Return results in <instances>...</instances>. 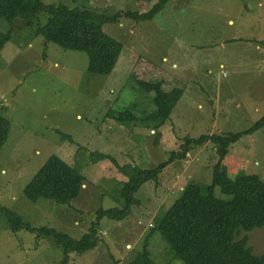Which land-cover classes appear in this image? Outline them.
<instances>
[{
	"label": "rangeland",
	"instance_id": "374dc122",
	"mask_svg": "<svg viewBox=\"0 0 264 264\" xmlns=\"http://www.w3.org/2000/svg\"><path fill=\"white\" fill-rule=\"evenodd\" d=\"M112 16L119 11H147L156 0H40ZM47 17L40 16L44 24ZM8 23L0 19V32ZM102 31L122 49L107 75L87 72L84 52L45 42L21 19L13 22L0 51V114L9 132L0 149V205L35 228L49 227L79 238L94 223L97 245L63 264H128L142 249L153 219L176 200L185 186L211 183L217 154L211 143L191 151L184 161L167 165L154 192L145 183L135 194L139 205L122 221L96 211L121 208V188L132 175L127 164L150 168L167 160L184 138L241 132L264 117V0H170L151 21L119 17ZM162 81L182 96L164 124L118 123L112 117L131 111L141 118L154 109L152 94L136 80ZM3 98V99H1ZM71 137V144L67 138ZM109 159L92 161L91 153ZM51 155L84 177L71 206L51 200L31 202L23 188ZM228 178L255 174L264 181V125L243 135L222 160ZM215 195L223 197L215 188ZM246 235L254 255L264 252V226ZM237 238V239H238ZM148 249L156 264L172 259L158 234ZM61 248L51 238L25 230L12 232L0 217V264H62Z\"/></svg>",
	"mask_w": 264,
	"mask_h": 264
},
{
	"label": "trees",
	"instance_id": "16d2710c",
	"mask_svg": "<svg viewBox=\"0 0 264 264\" xmlns=\"http://www.w3.org/2000/svg\"><path fill=\"white\" fill-rule=\"evenodd\" d=\"M169 1L156 0L142 13L126 10L106 16L70 8L62 3L51 5L40 0H0V19L9 25L7 33L0 32V51L10 39L13 22L21 19L25 26L32 28L34 34L41 36L45 42L53 43L64 50L84 52L88 58L89 74L107 75L114 68L122 45L105 34L102 25L114 23L119 17L135 22L151 21ZM41 15L47 17L44 24L40 23ZM151 79L136 80V85L143 93L152 94L154 109L143 114L141 118L133 115L131 111H120L112 117L116 122L150 120L161 125L167 121L183 90L173 88L167 91L162 81ZM263 125L264 117L241 132L186 137L180 141L177 150L170 152L167 160L153 167L140 168L129 164L120 167L132 169L131 177L124 182L120 192L123 206L106 210L99 208L96 211L98 217L114 221L127 218L131 208L139 205L135 194L145 183H150L151 189L157 192L160 189L159 176L162 170L176 160L184 161L191 151L206 143L214 146L218 159L212 170L211 183L185 186L170 207L153 219L142 249L128 264H156L148 249L149 239L154 234H158L167 244L171 258L178 259L183 264H264V252L259 256L254 255L247 244V236L238 238L241 232L264 226V181L255 174L230 179L222 169V160L229 147L243 135H252ZM8 132L9 121L0 114V149ZM63 138L73 143L71 137L61 135V139ZM91 158L93 162L105 158L111 163L114 162L108 155L98 152H92ZM84 185V177L78 170L58 156L51 155L26 184L22 193L31 202L42 198L58 205L71 206ZM215 188L223 197L215 195ZM0 217L5 219L12 232L25 230L35 233L37 238H51L63 251L62 264L67 261L69 254L82 255L97 245L98 234L94 223L86 233L76 239L53 228H35L16 212L1 205Z\"/></svg>",
	"mask_w": 264,
	"mask_h": 264
},
{
	"label": "built area",
	"instance_id": "2783aa9c",
	"mask_svg": "<svg viewBox=\"0 0 264 264\" xmlns=\"http://www.w3.org/2000/svg\"><path fill=\"white\" fill-rule=\"evenodd\" d=\"M1 99H3V98H1Z\"/></svg>",
	"mask_w": 264,
	"mask_h": 264
}]
</instances>
